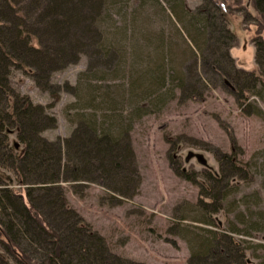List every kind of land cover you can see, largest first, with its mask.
I'll return each instance as SVG.
<instances>
[{
    "label": "rangeland",
    "instance_id": "374dc122",
    "mask_svg": "<svg viewBox=\"0 0 264 264\" xmlns=\"http://www.w3.org/2000/svg\"><path fill=\"white\" fill-rule=\"evenodd\" d=\"M104 6L97 11L100 20L86 11L72 29L82 52L52 73L49 92L26 72L10 74L14 92L55 118V127L42 132L47 140L68 138L80 115H95L100 123L106 118L128 131L138 176L131 195L118 199L95 183L63 182L68 205L126 262L189 264L213 230L241 241L259 263L264 104L252 96L240 106L221 73L257 68L254 40H264V27L251 0H112ZM199 11L204 24L194 16ZM223 23L233 37L220 33ZM203 187L227 193L217 212L206 213L210 200Z\"/></svg>",
    "mask_w": 264,
    "mask_h": 264
},
{
    "label": "trees",
    "instance_id": "16d2710c",
    "mask_svg": "<svg viewBox=\"0 0 264 264\" xmlns=\"http://www.w3.org/2000/svg\"><path fill=\"white\" fill-rule=\"evenodd\" d=\"M111 1L0 0V264H139L111 254L103 237L68 205L61 186L95 183L118 199L129 197L138 176L128 131L117 130L106 118L100 123L95 115H80L68 138L47 140L42 132L55 127V118L47 107L10 87L11 72L21 70L49 92L52 73L75 62L82 52L72 29L83 13L102 12ZM251 3L264 27V0ZM170 8L181 19L176 6ZM93 15L100 20L99 13ZM194 16L204 24L200 11ZM225 23L220 33L233 37ZM184 28L194 43L191 29ZM214 42L218 47L220 38ZM254 44L256 70L221 69L234 85L240 106L252 96L264 104V40L257 38ZM177 171L194 180L184 170ZM213 180L218 183L220 177ZM210 188H201L210 200L204 203L208 214L217 212L227 195L212 194ZM248 252L230 234L209 230L189 264H264V256L254 263Z\"/></svg>",
    "mask_w": 264,
    "mask_h": 264
},
{
    "label": "bare ground",
    "instance_id": "6f19581e",
    "mask_svg": "<svg viewBox=\"0 0 264 264\" xmlns=\"http://www.w3.org/2000/svg\"><path fill=\"white\" fill-rule=\"evenodd\" d=\"M206 170V169H205ZM27 252V251H26ZM6 253V252H5Z\"/></svg>",
    "mask_w": 264,
    "mask_h": 264
}]
</instances>
